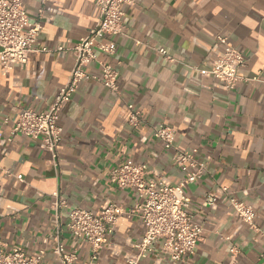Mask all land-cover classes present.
Returning <instances> with one entry per match:
<instances>
[{
	"label": "crops",
	"instance_id": "obj_1",
	"mask_svg": "<svg viewBox=\"0 0 264 264\" xmlns=\"http://www.w3.org/2000/svg\"><path fill=\"white\" fill-rule=\"evenodd\" d=\"M22 2L42 30L39 50L26 64L11 71L0 65V246H22L29 255L45 249L44 262L60 264L50 238L54 192L72 207L99 213L112 203L127 210L139 201L135 189L111 181L123 164H145L148 179L178 183L184 172L155 136L164 124L174 129L176 148L195 151L207 166L186 191L203 238L180 264H264V0H137L124 6L123 33L102 39L115 44V53L97 51L88 69L96 76L104 65L116 69L119 92L93 79L79 85L61 111L58 166L41 140L8 138L24 108L50 109L74 67L71 54L41 49L71 47L85 37L98 22V0ZM227 45L246 57L234 89L201 73ZM132 113H138L136 125ZM210 194L216 201L203 206ZM232 197L253 207L254 227L237 215ZM61 215L65 223L67 209ZM144 234L139 216L121 217L97 260L89 243L65 226L62 241L68 252L77 251L76 264H127ZM145 264L173 263L157 244Z\"/></svg>",
	"mask_w": 264,
	"mask_h": 264
},
{
	"label": "built area",
	"instance_id": "obj_2",
	"mask_svg": "<svg viewBox=\"0 0 264 264\" xmlns=\"http://www.w3.org/2000/svg\"><path fill=\"white\" fill-rule=\"evenodd\" d=\"M137 0H98L99 19L88 34L71 47L58 46L55 50L44 47L43 52L60 51L71 54L75 59L74 67L67 83L59 90L50 109L38 112L33 108H24L10 133L9 142L18 135L41 140L51 153L55 166L59 165L58 147L62 139L63 128L60 124L61 111L71 100L79 85L93 79L114 92H119V73L109 65H104L100 76L89 72L90 65L97 60V51L113 55L114 43L103 42L109 36L119 35L124 30V6H134ZM42 10H40V14ZM40 18L31 19L22 0H0V65L5 71H11L17 65L28 62L31 53L38 51L37 44L41 34ZM159 52L167 55L165 49ZM246 64V57L238 49L227 45L223 52L211 62L209 68L201 70L203 75L213 76L229 89H234L239 80V69ZM257 80V78H253ZM264 83V80H260ZM133 108L132 105L129 106ZM138 113H132L131 122L136 125ZM175 131L164 124L155 130L166 150H172V161L184 172L183 178L176 184L166 185L156 179H148L147 165L123 164L111 172V181L120 188H132L137 191L139 201L131 209L121 205L109 204L99 213L92 210L70 206L60 191L52 194L55 233L53 252L59 257L60 264H76L77 251L68 252L62 241V231L66 229L75 238L85 240L90 245L91 259L97 260L115 227L123 216L137 215L145 226V234L134 245V255L127 264H145V260L156 251L169 257L173 264H180L195 253L203 238V226L195 222L190 211L191 199L186 191L189 185L203 179L207 166L195 157V151H184L174 145ZM8 173H10L8 171ZM11 174V173H10ZM20 180L22 175L17 176ZM216 198L210 194L203 206L212 205ZM230 203L237 215L251 227H254L255 211L244 201L234 197ZM67 209L65 223L62 209ZM49 238L45 240L47 243ZM45 249L36 255H29L22 246L6 248L0 246V264H46Z\"/></svg>",
	"mask_w": 264,
	"mask_h": 264
}]
</instances>
